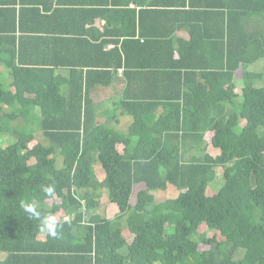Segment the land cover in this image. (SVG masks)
Segmentation results:
<instances>
[{"label": "trees", "instance_id": "obj_1", "mask_svg": "<svg viewBox=\"0 0 264 264\" xmlns=\"http://www.w3.org/2000/svg\"><path fill=\"white\" fill-rule=\"evenodd\" d=\"M0 68V264H264V0H0Z\"/></svg>", "mask_w": 264, "mask_h": 264}, {"label": "crops", "instance_id": "obj_2", "mask_svg": "<svg viewBox=\"0 0 264 264\" xmlns=\"http://www.w3.org/2000/svg\"><path fill=\"white\" fill-rule=\"evenodd\" d=\"M132 6H134V5H132ZM101 24H103V23H101ZM97 26H98V22H97ZM78 51H79L80 57L76 61V62H78L77 63V66H84V64L95 63L94 57H92L91 55H88V56L82 55L80 53V50L79 49H76L75 54H74V58H75V56H76V54H77ZM63 52H64V50H63ZM76 69H78V68H76ZM118 69H121V68H117V70ZM0 71H2L1 72L2 73L1 76H3V74L6 73L5 71L2 70V68H0ZM57 72L60 73L63 76L68 75L67 70L65 68L59 67L58 68V71H56V73ZM118 73L120 74L121 71H119ZM113 85H116V84L114 83ZM120 92L121 91L113 90L112 88L98 89L97 92H96V94H95V91L94 92L92 91L91 94H90V97H91L92 101H93V98L95 97L94 107L96 109L97 117L101 116L98 110L108 105L109 106L108 108H111V110H110V116L104 118L105 120L104 119L103 120L105 122L113 123L114 120H111V117L114 114H116V116H117L116 118L120 117L119 118L120 121H117L116 124L114 122V125L115 126H111V127L114 130H116V131L125 133L128 130V126L131 124L133 118L130 117V116H128V115H125V114L122 115V111L119 108L120 101L122 99V96H121ZM97 104H100V105H97ZM117 114H119V115H117ZM121 125L123 127H120ZM123 148H124L123 145H119V149L123 150ZM110 204L111 203H108V205H110ZM108 205L106 206V208L109 207ZM106 208H104V206L102 205L101 200H100V206L95 210V213L98 214L97 211H99V210L102 211L103 209L105 211ZM98 215H100V214H98ZM100 216L103 217V218H108L104 214L103 215H100ZM124 229H126V228L125 227H122L123 237H124V239L126 238L127 241H129L130 240V236L128 235V233H125ZM126 232H127V230H126ZM124 235H126V236H124Z\"/></svg>", "mask_w": 264, "mask_h": 264}, {"label": "rangeland", "instance_id": "obj_3", "mask_svg": "<svg viewBox=\"0 0 264 264\" xmlns=\"http://www.w3.org/2000/svg\"><path fill=\"white\" fill-rule=\"evenodd\" d=\"M257 63H262V62L259 61ZM250 70L253 71V72H260L262 70V66H261V64H256V65L252 66L250 68ZM1 72L2 71H0V73ZM8 76H9V73L8 72L3 74L2 79H1L3 83H7V81H9V79L7 78ZM238 77H240V72L238 73ZM235 81L237 83L236 84L237 87H239L238 85H239L241 79H238L237 78V79H235ZM263 84H264V82H262V81H255V85H263ZM93 102L95 103V97L93 98ZM97 105H100V104H97ZM108 107L109 106L107 105V106H105V107H103V108H101V109L98 110L99 113H100V115H101V116L97 117V120L98 121L101 122L104 118L110 116V110H111V108H108ZM117 115H119V114H117ZM119 118L120 117L117 118L118 121H120ZM104 120L102 121V123H106V125H108L110 127L111 126H115L114 125V122L113 123H109V122H105ZM120 127H123V126L121 125ZM38 139L40 140V138H38ZM4 145L6 146L7 144L4 143ZM213 153H216V152H213ZM190 155H192V153L186 155L185 156V159H188ZM94 170L96 171V174L98 175L99 178H101L103 176L102 169H101V167H100V165L98 163H95ZM217 176L218 177L220 176V172H217ZM137 189L138 188H135V191ZM167 196L169 198H174L176 195H174V193L168 192ZM158 201H159V198H158ZM101 203L104 206V208H106V206L108 205V203H110L108 201V193H107L106 190H103V194H102V198H101ZM108 206L109 207H107L105 211L103 209L102 211H100V210L97 211V213L100 214V215H103L104 214L108 218H114L118 214V212H119L118 211V208H117V206L115 204H112V203L110 205H108ZM93 214H95V211H93ZM88 218H90V217H86V219H88ZM124 231H125V233H128V232H126V229H124Z\"/></svg>", "mask_w": 264, "mask_h": 264}, {"label": "clouds", "instance_id": "obj_4", "mask_svg": "<svg viewBox=\"0 0 264 264\" xmlns=\"http://www.w3.org/2000/svg\"><path fill=\"white\" fill-rule=\"evenodd\" d=\"M121 70H118V72ZM45 196L52 198L55 194V189L52 186H46L42 189ZM24 211L29 215L31 219L39 221V230L52 238H57L58 230L62 227V222L58 221L55 214L49 213L42 215L36 200L25 201L22 204ZM95 211V210H94ZM93 214V213H91ZM64 221L68 220V217H63Z\"/></svg>", "mask_w": 264, "mask_h": 264}, {"label": "water", "instance_id": "obj_5", "mask_svg": "<svg viewBox=\"0 0 264 264\" xmlns=\"http://www.w3.org/2000/svg\"><path fill=\"white\" fill-rule=\"evenodd\" d=\"M132 5H134V3Z\"/></svg>", "mask_w": 264, "mask_h": 264}]
</instances>
